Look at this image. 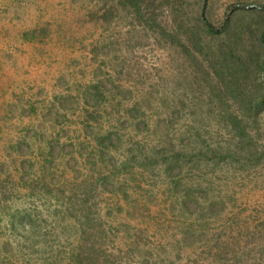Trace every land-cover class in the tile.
<instances>
[{
  "label": "rangeland",
  "instance_id": "1",
  "mask_svg": "<svg viewBox=\"0 0 264 264\" xmlns=\"http://www.w3.org/2000/svg\"><path fill=\"white\" fill-rule=\"evenodd\" d=\"M261 5L0 0V264H264Z\"/></svg>",
  "mask_w": 264,
  "mask_h": 264
},
{
  "label": "trees",
  "instance_id": "2",
  "mask_svg": "<svg viewBox=\"0 0 264 264\" xmlns=\"http://www.w3.org/2000/svg\"><path fill=\"white\" fill-rule=\"evenodd\" d=\"M261 7V10H263L264 11V5H261L260 6ZM235 9H237V7H235ZM229 23V21H226V24H225V26H227V24ZM210 28H211V26H210ZM219 33H220V31H219Z\"/></svg>",
  "mask_w": 264,
  "mask_h": 264
}]
</instances>
